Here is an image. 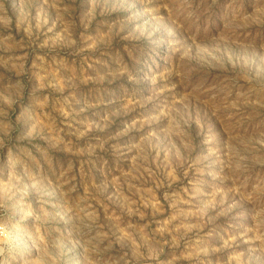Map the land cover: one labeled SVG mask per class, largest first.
Returning <instances> with one entry per match:
<instances>
[{
    "label": "rangeland",
    "instance_id": "obj_1",
    "mask_svg": "<svg viewBox=\"0 0 264 264\" xmlns=\"http://www.w3.org/2000/svg\"><path fill=\"white\" fill-rule=\"evenodd\" d=\"M0 264H264V0H0Z\"/></svg>",
    "mask_w": 264,
    "mask_h": 264
}]
</instances>
